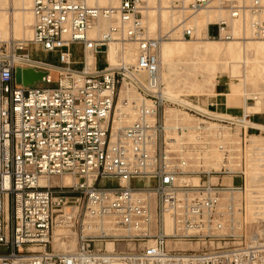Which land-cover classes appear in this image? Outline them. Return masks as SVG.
<instances>
[{
  "label": "built area",
  "instance_id": "obj_1",
  "mask_svg": "<svg viewBox=\"0 0 264 264\" xmlns=\"http://www.w3.org/2000/svg\"><path fill=\"white\" fill-rule=\"evenodd\" d=\"M142 2L31 0V38L0 36V264H264V235L248 239L243 228L244 181H210L242 172L202 166L222 144L225 126L239 123L243 137L254 129L248 114L213 128L212 118L201 114L193 130L165 124L163 108L173 102L161 96L157 75L160 43L169 34L148 35ZM209 2L171 0V7L196 11ZM227 7L230 18L243 9L253 13L252 35L264 38V0ZM100 18L111 21L108 33L90 37ZM214 25L213 38H232L225 20ZM182 35L191 37V28ZM112 38L133 47L132 63L109 66ZM29 44L55 54L57 62L33 58ZM101 53L104 68L97 66ZM15 67L45 74L24 86L14 81ZM141 73L148 87L139 83ZM123 87L142 98L125 126L117 124ZM63 176L73 182L63 183ZM194 176L197 183L189 181ZM112 180L115 185L106 184Z\"/></svg>",
  "mask_w": 264,
  "mask_h": 264
},
{
  "label": "rangeland",
  "instance_id": "obj_2",
  "mask_svg": "<svg viewBox=\"0 0 264 264\" xmlns=\"http://www.w3.org/2000/svg\"><path fill=\"white\" fill-rule=\"evenodd\" d=\"M188 1V0H187ZM251 0H210V3L207 7L198 9L196 11L190 10V7H186L185 9H175L171 7V0H143L140 4V10L142 5H146L145 12L142 13V19L144 25L147 27L148 35L151 37H158L159 35L169 34V38L164 39L163 42H177L178 44H183L188 47L193 46L197 42L201 44H208L209 46H213L216 48L217 52L214 54H209L207 52H200L199 55L195 58L201 57V60L196 65L193 64L188 66V69L181 71L177 66L175 69L178 75L172 74L173 80L171 81L173 84L168 89L170 92L171 97H175L177 99H181L183 101L189 102L191 105H186L178 100L173 101V104H166L163 108L168 110L172 117H176L174 119H170L168 122H165L166 125L171 124H184L189 123L190 125L194 124L197 120V116L200 113H203L200 110H197L193 107H200L207 111L213 110V106H210L208 103L213 101V97L216 94V85L220 84L222 91L224 92L223 97L225 98V104L228 107L237 106V107H244V109L250 112L244 104L247 98H255L252 101L259 102V108H262V103L264 102V38H257L252 35L250 32V22L254 18L248 11H245L244 14H240L238 17L233 18L232 20L229 19V10L227 5L228 4H248ZM116 0L113 1L115 3ZM8 4L10 7L14 6V9L11 13L12 20L11 24L13 23V18L19 16L16 9L21 7L22 5L25 7H30L31 0H1L2 10H0V29L1 32L4 28V24L2 23V15L5 14L8 16V11L4 8L5 4ZM90 3V2H89ZM93 4V3H91ZM112 4V3H111ZM101 6H108L106 4H100ZM157 6L159 9L157 10ZM15 16V17H14ZM22 16L25 19L26 26L24 30H20L18 28L12 26L13 31L9 30L8 37L13 35V37L18 39L28 40L31 38V23H32V14L30 9L26 11ZM20 17V16H19ZM8 19V18H7ZM219 19L226 20L232 24V38L230 39H222V38H213L215 33L213 34H204L207 26L215 25L216 21ZM100 23L105 22L111 24L106 18H100ZM9 22V20H8ZM2 23V24H1ZM194 27V36L188 37L183 36V30L185 28ZM245 27V30H244ZM248 30H247V29ZM216 29V27L214 28ZM0 32V33H1ZM94 33V30H91L88 35L90 37H100L96 35H91ZM1 35V34H0ZM7 37V38H8ZM6 38V39H7ZM244 42H250V48L244 46ZM115 48L116 46L112 44ZM109 44L108 46H112ZM28 51L30 52L31 56L39 61H49V62H57L56 55L53 53H47L41 51L38 47L29 44ZM73 52V59L74 61L79 62L81 59L80 53V46L78 44L73 45L72 48ZM231 52V53H230ZM239 53L241 58H245L247 61L246 67H244L246 73L245 76L242 73L241 67V58L239 60V65L235 67L231 66L228 61L232 59L233 54ZM174 61L178 60H188V56L181 55L179 57H171ZM179 58V59H178ZM194 61L196 59H193ZM193 60H191L193 62ZM189 61V60H188ZM177 62V64H178ZM212 63L215 64L214 67H210L207 69V64ZM118 64V63H117ZM97 66L98 68H104L107 66L104 56L101 53L98 55L97 58ZM74 68H79L80 64L76 63L73 65ZM239 67V68H238ZM164 68V67H162ZM235 68V70H234ZM52 79L55 81L56 75L55 73L51 72ZM245 77V79H244ZM145 81V80H144ZM40 85H45L44 82H40ZM164 87V84H163ZM162 87V88H163ZM219 87V86H218ZM234 87L240 88V91L244 87L245 94L240 95L239 92V99H233L232 96H227V92ZM132 90V88H131ZM173 94V95H172ZM135 96H139L137 91H134ZM170 95H168L170 97ZM249 101V102H252ZM212 104V102H211ZM191 109V110H187ZM261 110V109H260ZM214 112V111H213ZM217 113V112H216ZM207 115V114H206ZM224 118H229L224 116ZM189 121V122H187ZM240 132V131H239ZM242 132V131H241ZM240 132V133H241ZM247 134H254L256 138L255 141L264 144V130L261 131H248ZM246 134V136H247ZM239 140L238 149L236 150V142ZM223 143H226L224 147L227 149L224 152L225 158L230 156L239 157V168L245 167L246 162V147H247V140L243 137L242 133H229L228 138L223 140ZM239 171V170H237ZM224 175V174H223ZM231 178L225 176L223 179ZM236 180L235 184H240L245 180L244 175H238L234 177ZM210 181H213L210 179ZM134 184H139L138 181L132 180ZM224 182V181H223ZM248 182V181H247ZM107 185H115L116 181H106ZM253 184L252 181L247 184V189H249ZM256 188L257 185L254 184ZM225 194H223V197ZM245 199V198H244ZM242 219L244 221V229L248 230L246 233L253 231L257 234L264 233V217L257 219L252 223V221H245V212L242 214ZM223 231H226L225 229ZM257 231V232H256ZM123 243H121L122 245ZM71 245V246H70ZM109 246H111L109 244ZM143 246V245H141ZM70 248H73V242L69 244Z\"/></svg>",
  "mask_w": 264,
  "mask_h": 264
},
{
  "label": "bare ground",
  "instance_id": "obj_3",
  "mask_svg": "<svg viewBox=\"0 0 264 264\" xmlns=\"http://www.w3.org/2000/svg\"><path fill=\"white\" fill-rule=\"evenodd\" d=\"M114 0H88V2L96 4L98 6H101L100 4H106L108 6H116L118 4V0H116L115 3H113ZM112 3V4H111ZM210 3V2H209ZM250 3V2H249ZM248 4H237L238 6H247ZM235 4V3H232ZM21 7H19L18 9H16L17 13H19L18 19L13 18V23L14 26L18 28L20 27V30H24L25 26H26V22L24 17L22 16V14H24L26 11L29 10V7H25L22 5H20ZM14 7H10L7 8V11L12 13V9ZM146 9V5H142L141 6V12H145ZM157 10L159 9V7L157 6L156 8ZM0 10H2V5H1V0H0ZM229 10V9H228ZM243 13H239L240 14H244L245 11H248L246 9L242 10ZM1 12V11H0ZM249 12V11H248ZM251 15H254L253 13L249 12ZM229 15H230V11H229ZM238 15V16H239ZM237 16V17H238ZM8 16L3 14L2 15V23L4 24V28L1 32L0 29V36L2 39H6L8 37V33H9V22H8ZM236 18V17H235ZM230 20H232L233 18H230ZM220 20L223 19H219L218 21H216L215 23L219 22ZM226 21V20H225ZM227 22V21H226ZM1 23V24H2ZM13 23L10 26H13ZM213 23V24H215ZM231 25V30H232V24L230 22H227ZM17 24V25H15ZM31 26V25H30ZM108 27H109V23H108ZM107 28V23H105L104 21L100 23V21H98L96 23V25L91 29L94 30V33L91 35H96V36H103L105 34L108 33V29ZM247 29V28H246ZM90 30V31H91ZM184 30V29H182ZM245 30V27H244ZM248 30V29H247ZM13 31V29H12ZM89 31V32H90ZM14 32V31H13ZM194 27H191V36H194ZM250 32H252L251 30V24H250ZM32 34V31H31ZM204 34H206V32H204ZM13 36V35H11ZM32 36V35H31ZM258 38V37H257ZM24 40V39H23ZM250 42H244V46L249 47ZM109 44H114L116 46V48L112 45V46H108L107 48V52H106V57H107V61L109 63L110 67H113L115 65H118L119 62L124 61L125 63H132L134 61V53H133V47L130 44H123L122 41L120 40H115V38H112ZM200 52H207L209 54H214L215 52H217L216 48L213 46H209L208 44H201L199 42H197L196 44H194L191 47H188L186 45L183 44H178L177 42L173 41V42H163V40L160 43V52H159V71H158V79L159 81L164 84V87L159 90L161 96H163L164 98H166L167 100H170L171 102L175 100H178L186 105H191V103L183 101L181 99H177L175 97H171L170 92H168V88L170 86H172V74H176L178 75L179 72L176 71L175 66H177L181 71H184L186 69H188V66H191L193 64L196 65L197 63H199L201 60V57L195 58L199 55ZM231 53V52H230ZM181 55H186L188 56V60H180L178 62V60L174 61L173 56H175L176 58L181 56ZM241 56L239 53H235L232 56V59L230 61H228L227 63H229L231 66L235 67L236 65H239V60H240ZM90 59V57H88V60ZM179 59V58H178ZM193 59H196L195 61ZM193 60V62L191 61ZM241 67H242V73L245 76V69L244 67H246L247 65V61L245 60V58H241ZM178 62V64H177ZM118 63V64H117ZM214 67L215 64L212 63H208L207 64V69H209L210 67ZM164 67V68H162ZM236 68V67H235ZM234 68V70H235ZM239 68V67H238ZM139 83H141L142 85H145L148 87V79L147 76L145 75V73H141L137 76ZM245 79V77H244ZM145 80V81H144ZM134 91H136L135 89L130 87H123L121 89L120 92V98L123 99L122 102H119L117 105V108L121 109V115H120V120L118 121V125H129L132 120L135 118V111L132 108V104H139L142 101V98L140 96H135L134 95ZM240 88L238 87H234V89H231L229 92H227V96H232L233 99H239V92ZM240 95L245 94V90L244 87L242 88V90L240 91ZM170 95V97L168 96ZM173 95V94H172ZM255 100V98H247L244 104H247L246 108L252 112V111H260L261 108H259V102L258 101H252ZM252 101V102H249ZM148 103V101H147ZM211 106V105H210ZM193 107L197 110L202 111L203 113H200L201 115H205L208 116L210 118H212V120H209V125L211 128L217 126L218 120H230V121H237L238 118H241L243 115L248 114V119L249 120V112L245 110L242 111V113L239 116H232V115H228V114H221V113H216L213 111H207L205 109H202L200 107H196L195 105H193ZM207 114V115H206ZM224 116L229 117V118H224ZM163 117L165 122H168L170 119H174L176 117H172L171 114L169 113L168 110L164 109L163 111ZM198 118H202L200 116H197ZM189 122V121H187ZM248 124H251L252 126H254V124H252V122L246 121ZM181 127L183 128H187L189 130H193L195 128V123L190 125L189 123H185L184 124H180ZM169 127L175 126L174 124L168 125ZM258 126V125H257ZM261 131V128L259 127ZM240 126L239 123H236V126L234 129L229 128L228 126H225L224 131H223V135H224V139L228 138L229 133H237L240 134ZM190 132V131H188ZM191 133V132H190ZM187 133L185 135L190 136L191 134ZM168 136V135H167ZM245 140H247L248 144L246 147V162H245V167L243 168H239V157L238 155L236 156H228L227 158H225L224 156V151L226 150V148L224 147V145L226 143L219 144L218 148H215L212 150L211 153H209L206 157H204L203 160V168L204 170L208 171V170H216L219 171L222 168L228 169L231 172L240 170L242 172V174L245 177L244 180V190L243 192L244 194V198H245V208H244V212H245V221L249 220L252 221V223H255L253 221L260 219L264 217V144L259 143L258 141H255L254 139L256 138V136L254 134H247V136L244 137ZM238 143L239 140L236 142V150L238 149ZM231 178H226L225 180L223 179L225 176H228ZM236 174H229V173H224L220 174L218 177L213 176L211 177V179L213 180L212 182H216L217 180H219L223 185L226 186H230V185H239V184H235L236 180L234 179V177H236ZM61 180L63 181V183L65 184H69L71 182H73V179L69 176H63L61 178ZM51 181L53 183L58 181V178L53 177L51 179ZM189 181L193 182V183H197L198 182V177L194 176L191 177L189 179ZM224 181V182H223ZM250 183L252 181L253 185L251 186L249 189H247V184L248 182ZM254 184L257 185V187H254ZM181 197V195H180ZM243 212V214H244ZM168 214V213H167ZM166 218V223L170 224L171 218L169 215L165 216ZM167 229L169 230V227L167 226ZM240 227L236 226L234 231L235 232H240ZM245 230V234L246 237L249 239H254L260 236H263V234H257L254 233L253 231H250L249 233ZM114 234H122L124 233L123 230L121 229H114L112 231ZM257 232V231H256ZM110 245H112V242H109ZM71 246V245H70ZM167 246H170V242H167Z\"/></svg>",
  "mask_w": 264,
  "mask_h": 264
},
{
  "label": "crops",
  "instance_id": "obj_4",
  "mask_svg": "<svg viewBox=\"0 0 264 264\" xmlns=\"http://www.w3.org/2000/svg\"><path fill=\"white\" fill-rule=\"evenodd\" d=\"M14 7V6H13ZM4 8H10V6L6 3ZM14 9V8H13ZM12 9V11H13ZM8 20H9V30L12 31V26L11 25V20H12V15L10 12H8ZM215 27L213 26H207L205 32L207 33V35L209 34H213L215 33ZM219 86V87H218ZM216 94L213 97V101L212 104L211 102L208 103L209 105L213 106V110L214 112L217 113H221V114H228V115H232V116H239L242 111L245 112L244 107H237V106H231L228 107L225 104V98L223 97L224 92L222 91L221 85L217 84L216 85ZM249 120L250 122H252V124H254L252 131H258L260 130L259 127L261 128V130H264V102L262 103V108L260 111H252L249 112ZM258 125V126H257Z\"/></svg>",
  "mask_w": 264,
  "mask_h": 264
},
{
  "label": "water",
  "instance_id": "obj_5",
  "mask_svg": "<svg viewBox=\"0 0 264 264\" xmlns=\"http://www.w3.org/2000/svg\"><path fill=\"white\" fill-rule=\"evenodd\" d=\"M44 74L43 71L31 67H15L13 77L16 83L27 86L41 80Z\"/></svg>",
  "mask_w": 264,
  "mask_h": 264
}]
</instances>
